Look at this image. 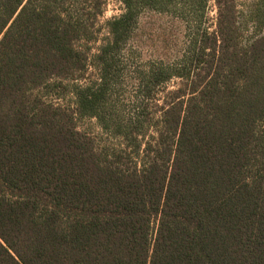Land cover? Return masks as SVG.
I'll list each match as a JSON object with an SVG mask.
<instances>
[{"label": "trees", "instance_id": "trees-1", "mask_svg": "<svg viewBox=\"0 0 264 264\" xmlns=\"http://www.w3.org/2000/svg\"><path fill=\"white\" fill-rule=\"evenodd\" d=\"M118 1L70 111L41 91L84 73L102 0H0V264H264V0H212L213 29L146 76L145 97L178 80L160 116L113 122L115 151L74 114L110 129L101 101L142 14L200 20L210 0Z\"/></svg>", "mask_w": 264, "mask_h": 264}, {"label": "rangeland", "instance_id": "rangeland-1", "mask_svg": "<svg viewBox=\"0 0 264 264\" xmlns=\"http://www.w3.org/2000/svg\"><path fill=\"white\" fill-rule=\"evenodd\" d=\"M252 1L254 0H239L238 4L242 7ZM102 3V13L95 22L97 33L87 44L84 73L70 79L53 80L41 91V96L45 100L66 107L70 111L76 109V89L98 83L99 73L94 57L107 36L106 23L119 17L124 10L118 0H102ZM215 16L212 0L209 1L206 15L200 20L194 16H186L187 19L183 16L178 19L172 14L160 15L153 12L142 14L137 25L132 27L128 40L117 53L116 68L120 73L101 101L100 117L104 119V123L110 125V129L104 130L98 118L74 114L77 130L91 137L96 148L115 151L124 148L122 136L111 129L112 123L133 121L142 112L147 119L160 116V107L165 101L166 93L177 87L178 80L170 79L157 87L151 97H145L142 85L145 84L148 72L157 64L168 66L181 62L182 55L188 49V36L198 28L206 27L211 31ZM144 133L147 141L148 135H152L154 130L148 129Z\"/></svg>", "mask_w": 264, "mask_h": 264}]
</instances>
